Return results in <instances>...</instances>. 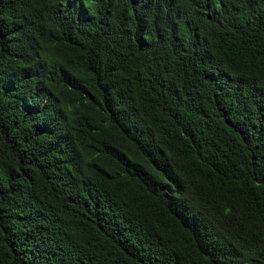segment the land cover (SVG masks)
<instances>
[{"label":"trees","instance_id":"1","mask_svg":"<svg viewBox=\"0 0 264 264\" xmlns=\"http://www.w3.org/2000/svg\"><path fill=\"white\" fill-rule=\"evenodd\" d=\"M0 264H264V0H0Z\"/></svg>","mask_w":264,"mask_h":264}]
</instances>
